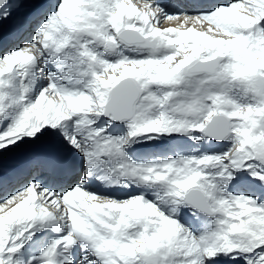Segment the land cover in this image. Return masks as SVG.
Instances as JSON below:
<instances>
[{"label": "snow or ice", "instance_id": "1", "mask_svg": "<svg viewBox=\"0 0 264 264\" xmlns=\"http://www.w3.org/2000/svg\"><path fill=\"white\" fill-rule=\"evenodd\" d=\"M0 264H264V0H0Z\"/></svg>", "mask_w": 264, "mask_h": 264}]
</instances>
